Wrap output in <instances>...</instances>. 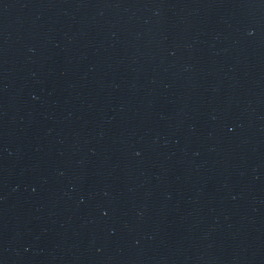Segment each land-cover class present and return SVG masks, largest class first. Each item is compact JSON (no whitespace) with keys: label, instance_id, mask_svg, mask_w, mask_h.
<instances>
[{"label":"water","instance_id":"1","mask_svg":"<svg viewBox=\"0 0 264 264\" xmlns=\"http://www.w3.org/2000/svg\"><path fill=\"white\" fill-rule=\"evenodd\" d=\"M0 264H264V0H0Z\"/></svg>","mask_w":264,"mask_h":264}]
</instances>
